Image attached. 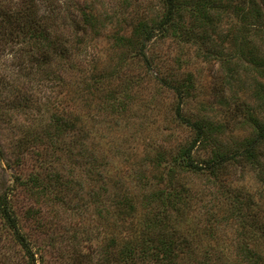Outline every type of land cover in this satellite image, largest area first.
I'll return each mask as SVG.
<instances>
[{
    "label": "rangeland",
    "instance_id": "1",
    "mask_svg": "<svg viewBox=\"0 0 264 264\" xmlns=\"http://www.w3.org/2000/svg\"><path fill=\"white\" fill-rule=\"evenodd\" d=\"M161 3L0 0V192H13L21 229L44 264H99L111 240L141 238L143 195L160 171L150 160L188 135L175 124L174 100L159 78L190 85L184 116L214 132L211 148H239L264 127V0L257 19L246 2L244 16L230 7L216 23L196 26L191 41L156 31L147 41L139 27L153 25ZM143 42L148 63L139 57ZM255 151V164L217 178L180 177L191 198L176 216L178 239L204 237L210 222L233 236L243 222L228 214L232 200L249 199L264 221V140ZM55 156L56 172L47 163ZM36 171L49 173L55 186L46 202L29 189L32 180H15ZM125 198L131 214L120 203ZM194 244L201 256L207 241ZM20 254L0 223V264H24Z\"/></svg>",
    "mask_w": 264,
    "mask_h": 264
},
{
    "label": "trees",
    "instance_id": "2",
    "mask_svg": "<svg viewBox=\"0 0 264 264\" xmlns=\"http://www.w3.org/2000/svg\"><path fill=\"white\" fill-rule=\"evenodd\" d=\"M160 1L162 2V12L158 18L152 21L153 25H148L145 22L139 27L143 39L147 41L153 38L155 31L162 36L170 33L185 41H191L195 37L194 28L196 26L216 23L220 19L221 13L226 12L230 7L235 8L239 15L244 16L246 2L249 6L248 12L254 16V19H257L258 13H260L259 0ZM21 13L16 11V16L18 14L20 16ZM90 18L92 16L88 15L84 22L87 23ZM31 23L32 30H34V20ZM186 23H190V25L188 26ZM85 29L86 27H83L84 31ZM120 38V40L123 39ZM145 48L146 45L143 42L139 48V57L144 63H148ZM67 50L68 48L64 45L63 53H67ZM159 80L162 81L164 88L171 93L174 100L173 118L175 124L187 131L188 135L178 140L175 149L156 151L155 158L150 160L151 165L160 171L157 175L150 177L151 180L149 179L147 182L148 189L143 195L145 213L142 220L141 238L136 242L129 240L119 243L115 239L111 240L106 249L109 256L102 258L99 264H264V221L258 219L257 210L249 199L245 200L246 203L243 204H241V200L237 199L236 205L232 204V200L229 205L228 211H231L228 214L232 215L233 211L237 212L236 215L243 222L240 226L241 230H233V236L224 237L225 233H221L219 228L213 226V222L201 228L204 237L197 238L193 232H191L192 240L188 237L178 239L176 236V222L180 223L176 220V216L182 217L181 208L182 206L185 208L191 198L184 183L180 182V177L185 174L195 176L209 174L217 178L220 173L227 172L233 166H243L244 163L255 164L258 161L255 148L259 141L264 140V127L258 128L255 140L248 141L239 148L221 150L215 144L211 148L210 144L215 139L214 132L201 120L193 121L184 116L183 109L191 89L190 85H187L185 81L172 83L167 77L159 78ZM171 138L172 136L169 135V140ZM53 143L54 140L49 144L52 155L58 151V149H54L56 146ZM208 145L211 148L210 153L203 158H197L195 153ZM47 160L49 166H54L51 171L56 172L60 158L55 156ZM42 162L45 164L46 159L43 158ZM42 167L44 166L42 165ZM21 173L15 174L18 185L28 186L32 180L29 189L33 190V187H36L34 191L44 197L46 202L55 187L49 180V173L44 175L36 171L35 174H31L33 176L25 178ZM13 195V192L6 190L0 192V223L6 228L13 243L18 245L21 251L20 258L23 259L24 264H44L41 258L39 260L36 258V251L33 250V246L21 229L12 203ZM120 203L123 204L125 213H132L133 204L127 198ZM151 203H156V206L151 208ZM171 212H175V216ZM222 216H224V220L229 218L225 213ZM189 240L191 241L189 242ZM193 241L195 243L207 241V244L202 248L205 250L201 256L198 255L201 251L200 245H195Z\"/></svg>",
    "mask_w": 264,
    "mask_h": 264
}]
</instances>
